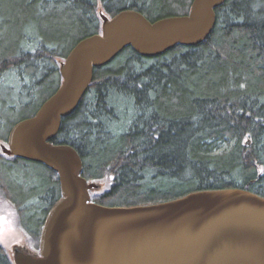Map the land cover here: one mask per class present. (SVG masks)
<instances>
[{"label": "trees", "instance_id": "obj_1", "mask_svg": "<svg viewBox=\"0 0 264 264\" xmlns=\"http://www.w3.org/2000/svg\"><path fill=\"white\" fill-rule=\"evenodd\" d=\"M191 0H0V142L60 83L59 61L101 32L99 10L149 20L188 12ZM209 36L154 56L124 47L94 68L52 143L74 147L92 201L132 206L202 189L264 196V0H225ZM226 143L224 148H220ZM61 197L57 173L0 150V201L16 212L30 250ZM0 264H14L0 244Z\"/></svg>", "mask_w": 264, "mask_h": 264}, {"label": "water", "instance_id": "obj_2", "mask_svg": "<svg viewBox=\"0 0 264 264\" xmlns=\"http://www.w3.org/2000/svg\"><path fill=\"white\" fill-rule=\"evenodd\" d=\"M225 0H191L185 14L149 20L134 9L99 10L101 32L78 40L59 61L60 83L34 115L17 121L0 150L57 173L61 197L41 227L38 251L14 245V264H264V196L241 187L202 189L147 204L92 201L101 186L82 175L68 144L52 143L79 105L94 68L130 46L143 56L204 41Z\"/></svg>", "mask_w": 264, "mask_h": 264}, {"label": "rangeland", "instance_id": "obj_3", "mask_svg": "<svg viewBox=\"0 0 264 264\" xmlns=\"http://www.w3.org/2000/svg\"><path fill=\"white\" fill-rule=\"evenodd\" d=\"M225 145L226 143H222L220 148H224ZM0 244L10 253L14 245L26 246L27 248L32 245L31 239L25 235L24 230L20 226L14 208L9 202L4 200L0 201Z\"/></svg>", "mask_w": 264, "mask_h": 264}]
</instances>
